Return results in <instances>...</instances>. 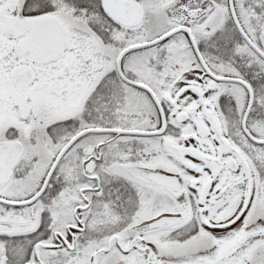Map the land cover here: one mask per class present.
I'll use <instances>...</instances> for the list:
<instances>
[{
	"label": "snow or ice",
	"instance_id": "obj_1",
	"mask_svg": "<svg viewBox=\"0 0 264 264\" xmlns=\"http://www.w3.org/2000/svg\"><path fill=\"white\" fill-rule=\"evenodd\" d=\"M0 264H264V0H0Z\"/></svg>",
	"mask_w": 264,
	"mask_h": 264
}]
</instances>
